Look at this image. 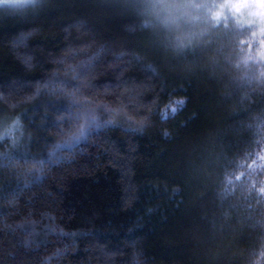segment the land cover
I'll list each match as a JSON object with an SVG mask.
<instances>
[{
	"label": "trees",
	"instance_id": "obj_1",
	"mask_svg": "<svg viewBox=\"0 0 264 264\" xmlns=\"http://www.w3.org/2000/svg\"><path fill=\"white\" fill-rule=\"evenodd\" d=\"M34 1L0 7V128L25 144L0 158V264H264V59Z\"/></svg>",
	"mask_w": 264,
	"mask_h": 264
},
{
	"label": "rangeland",
	"instance_id": "obj_2",
	"mask_svg": "<svg viewBox=\"0 0 264 264\" xmlns=\"http://www.w3.org/2000/svg\"><path fill=\"white\" fill-rule=\"evenodd\" d=\"M115 1L124 11L131 12L141 26H149L150 33L159 37L158 45H165L177 59L184 54H193L196 46L213 42L218 30L240 37L241 46L247 43L240 58L245 66L261 63L264 59V0ZM33 3L34 0H0V7L24 10ZM154 45L157 46L156 42ZM5 119L7 123L0 128V158L25 145L21 143L24 133L19 120Z\"/></svg>",
	"mask_w": 264,
	"mask_h": 264
}]
</instances>
